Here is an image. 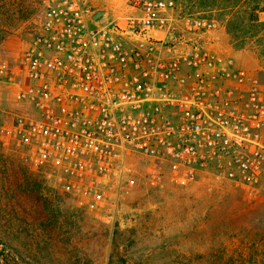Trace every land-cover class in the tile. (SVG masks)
I'll list each match as a JSON object with an SVG mask.
<instances>
[{
    "label": "built area",
    "instance_id": "obj_1",
    "mask_svg": "<svg viewBox=\"0 0 264 264\" xmlns=\"http://www.w3.org/2000/svg\"><path fill=\"white\" fill-rule=\"evenodd\" d=\"M127 8L100 23L85 0L47 6L11 69L22 112L7 139L80 207L117 211L135 165L153 182L211 173L264 192L260 79L208 46L217 22L178 0Z\"/></svg>",
    "mask_w": 264,
    "mask_h": 264
},
{
    "label": "rangeland",
    "instance_id": "obj_2",
    "mask_svg": "<svg viewBox=\"0 0 264 264\" xmlns=\"http://www.w3.org/2000/svg\"><path fill=\"white\" fill-rule=\"evenodd\" d=\"M54 0H0V251L26 264H264V192L211 173L153 182L133 166L119 209L80 207L3 128L22 112L11 69ZM98 22H123L127 0H85ZM213 19L208 46L264 86V0H178ZM6 65V66H4ZM220 260V261H219Z\"/></svg>",
    "mask_w": 264,
    "mask_h": 264
},
{
    "label": "trees",
    "instance_id": "obj_3",
    "mask_svg": "<svg viewBox=\"0 0 264 264\" xmlns=\"http://www.w3.org/2000/svg\"><path fill=\"white\" fill-rule=\"evenodd\" d=\"M256 10L263 11L264 9H260L259 7L256 8ZM220 261V260H219ZM0 264H26L24 260L21 261H11L9 258V254L5 252V248L0 251ZM212 264H233L231 261L228 262H221L218 263V261H214Z\"/></svg>",
    "mask_w": 264,
    "mask_h": 264
},
{
    "label": "water",
    "instance_id": "obj_4",
    "mask_svg": "<svg viewBox=\"0 0 264 264\" xmlns=\"http://www.w3.org/2000/svg\"><path fill=\"white\" fill-rule=\"evenodd\" d=\"M102 13H100V12H98L97 14H96V16H95V19H99L98 17H99V15H101Z\"/></svg>",
    "mask_w": 264,
    "mask_h": 264
}]
</instances>
